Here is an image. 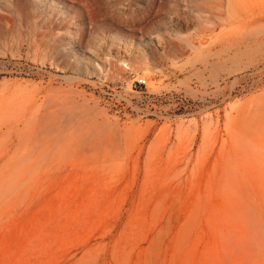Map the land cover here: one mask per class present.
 <instances>
[{
  "label": "rangeland",
  "instance_id": "obj_1",
  "mask_svg": "<svg viewBox=\"0 0 264 264\" xmlns=\"http://www.w3.org/2000/svg\"><path fill=\"white\" fill-rule=\"evenodd\" d=\"M0 264H264V0H0Z\"/></svg>",
  "mask_w": 264,
  "mask_h": 264
},
{
  "label": "built area",
  "instance_id": "obj_2",
  "mask_svg": "<svg viewBox=\"0 0 264 264\" xmlns=\"http://www.w3.org/2000/svg\"><path fill=\"white\" fill-rule=\"evenodd\" d=\"M145 84V78L144 77H138L135 80V87L141 89L140 87Z\"/></svg>",
  "mask_w": 264,
  "mask_h": 264
}]
</instances>
